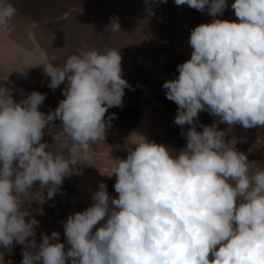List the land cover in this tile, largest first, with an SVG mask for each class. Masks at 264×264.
Listing matches in <instances>:
<instances>
[{"label":"clouds","instance_id":"1","mask_svg":"<svg viewBox=\"0 0 264 264\" xmlns=\"http://www.w3.org/2000/svg\"><path fill=\"white\" fill-rule=\"evenodd\" d=\"M174 2L207 8L212 17L227 8V0ZM231 8L238 22L217 18L191 30L190 59L162 86L178 106L174 122L190 126L182 133L186 147L175 152L133 133L127 158L114 160L118 197L101 182L91 206L68 216L67 250L55 231L37 244L39 221L23 197L39 182L51 199L79 165L94 166L90 145L104 142L115 118L105 114L122 106L131 86L116 48L72 54L63 65L38 48L25 52L53 91L67 86L55 111L44 113L45 94L33 91L16 102L0 84V247L24 245L21 264H264V169L252 170L216 122L202 131L195 123L208 111L229 127H264V0H234ZM16 13L10 0H0V34L11 31ZM108 30L121 31L118 17ZM55 120L62 122L58 130ZM46 130L58 150L41 142Z\"/></svg>","mask_w":264,"mask_h":264},{"label":"crops","instance_id":"2","mask_svg":"<svg viewBox=\"0 0 264 264\" xmlns=\"http://www.w3.org/2000/svg\"><path fill=\"white\" fill-rule=\"evenodd\" d=\"M17 8L11 21L12 32L0 34V84L8 88L14 101L19 102L33 91L46 95L40 111H55L67 81L55 91L49 87L43 67H35L25 59V52L40 49L56 65H63L72 54L90 49H119L122 56V76L131 86L125 89L121 107L138 112L136 122L128 128L111 127L100 141L101 163L79 165V174L70 176L75 185L76 199L86 209L93 203L92 195L103 182L111 197L115 192L114 160L126 159L129 138L133 133L179 152L186 147L183 132L189 125L179 126L174 120L178 106L166 98L165 81L176 78L177 66L189 60L191 30L213 19L238 21L231 4L216 17L207 8L201 12L187 5H176L174 0H10ZM151 7L152 15L147 9ZM118 17L120 32H110L111 18ZM230 18H235L231 20ZM8 77L6 82H3ZM217 123L225 132L230 148L244 153L251 169H264V127L245 129L240 124L229 127L219 118L201 111L196 119L201 125ZM98 143V142H97ZM134 147V146H131ZM113 174V175H112ZM79 212V211H77ZM15 261V260H14ZM15 264V262H14Z\"/></svg>","mask_w":264,"mask_h":264},{"label":"rangeland","instance_id":"3","mask_svg":"<svg viewBox=\"0 0 264 264\" xmlns=\"http://www.w3.org/2000/svg\"><path fill=\"white\" fill-rule=\"evenodd\" d=\"M219 16V15H218ZM235 20V18H230ZM223 19V16L221 18ZM238 22V21H237ZM48 113V112H47ZM112 114H115V118L111 119V127H131L135 122L138 115L136 110H124L117 108H109L105 114V118L108 119ZM62 122L60 120H55L52 122L53 130L61 126ZM110 127V128H111ZM108 131V130H107ZM107 137V134H106ZM41 142H46L52 145V150L56 151L57 146L54 144L52 139V134H49L46 130L45 135ZM89 152L93 156L94 163H101L102 147L100 141L98 143L90 145ZM66 154V151H65ZM83 163V161H81ZM76 188L75 185L70 182V176L65 177L64 182L57 194L51 199L47 197V188L41 189L39 182H37L32 189L29 190L28 194L23 197L25 201V206L29 208L31 217L39 221V225L35 228L36 235L34 239L37 244L40 243L42 235L51 236L52 232H58L59 241L65 244V250H67L70 245L64 236L63 223L66 222L70 214H74L77 211H84L81 207V203L76 199ZM41 211L43 214H41ZM101 224L103 223L100 222ZM98 224L95 227H99ZM95 230V228H94ZM33 237H29L28 240H32ZM24 245L13 243L11 248L0 247V253H3L4 264L9 257L14 258L15 264H21L23 259ZM70 264V262H69Z\"/></svg>","mask_w":264,"mask_h":264},{"label":"built area","instance_id":"4","mask_svg":"<svg viewBox=\"0 0 264 264\" xmlns=\"http://www.w3.org/2000/svg\"><path fill=\"white\" fill-rule=\"evenodd\" d=\"M12 27H11V31L9 32V33H7V34H2V35H8V34H10L11 32H12ZM14 258H12V257H9L7 260H6V264H14Z\"/></svg>","mask_w":264,"mask_h":264}]
</instances>
